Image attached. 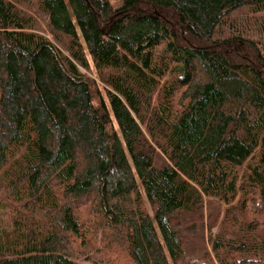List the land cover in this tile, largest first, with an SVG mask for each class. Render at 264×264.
<instances>
[{
	"label": "trees",
	"instance_id": "trees-1",
	"mask_svg": "<svg viewBox=\"0 0 264 264\" xmlns=\"http://www.w3.org/2000/svg\"><path fill=\"white\" fill-rule=\"evenodd\" d=\"M261 16L0 0V264H264Z\"/></svg>",
	"mask_w": 264,
	"mask_h": 264
},
{
	"label": "rangeland",
	"instance_id": "rangeland-1",
	"mask_svg": "<svg viewBox=\"0 0 264 264\" xmlns=\"http://www.w3.org/2000/svg\"><path fill=\"white\" fill-rule=\"evenodd\" d=\"M111 2L114 4V6H119V4L121 3V0H111ZM235 20H236V23L240 26L250 25L252 23L250 16L247 14L240 15V16L236 17ZM258 21L263 22V24H257L255 27H253L254 33L256 34V37L264 39V16L259 17ZM38 23L40 25L41 32L46 34L49 38L52 39V35L48 34V32L46 31L47 28H46L45 22L39 18ZM89 61L91 63V70L82 69V72L87 74L91 78L98 80V78H97L98 72L95 69L90 57H89ZM12 219H13V216L10 213V211L6 208L3 209L0 212V228L9 229L11 224H12ZM216 230H217V227L214 228V231H216Z\"/></svg>",
	"mask_w": 264,
	"mask_h": 264
}]
</instances>
